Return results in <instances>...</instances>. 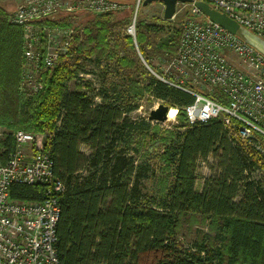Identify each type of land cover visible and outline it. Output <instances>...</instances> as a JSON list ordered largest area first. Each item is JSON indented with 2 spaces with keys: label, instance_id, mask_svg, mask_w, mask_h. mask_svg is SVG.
<instances>
[{
  "label": "trees",
  "instance_id": "trees-1",
  "mask_svg": "<svg viewBox=\"0 0 264 264\" xmlns=\"http://www.w3.org/2000/svg\"><path fill=\"white\" fill-rule=\"evenodd\" d=\"M122 10L92 14L83 29L86 38L78 34L66 54L71 61L59 62L42 89L29 96L21 89L24 31L0 4V126L10 128L0 142V163L15 149L14 130L49 134L44 148L64 185L56 243L61 264H264V154L230 138L219 119L190 124L184 112L194 99L190 93L140 66L131 41L130 51L111 46L113 21ZM139 27L145 53L147 34L159 28ZM90 41L116 58L123 83L94 92L91 81L81 78L79 60L94 52ZM164 47L176 52L175 46ZM146 91L178 109L174 129L151 133L153 144L162 142L160 157L169 170L155 196L145 191L147 164L137 157L152 121L131 118ZM210 157L213 172L198 189L197 166ZM44 193L42 183L10 187L17 200L40 201ZM187 219L200 220L209 232L198 228L192 244L183 247Z\"/></svg>",
  "mask_w": 264,
  "mask_h": 264
},
{
  "label": "built area",
  "instance_id": "built-area-1",
  "mask_svg": "<svg viewBox=\"0 0 264 264\" xmlns=\"http://www.w3.org/2000/svg\"><path fill=\"white\" fill-rule=\"evenodd\" d=\"M142 1L136 0L135 14L125 28L135 41L136 13ZM197 1L209 3L264 39V0L178 1L173 17L179 12L187 15L176 52L167 59L169 74L159 78L194 97L184 106L190 124L219 119L230 138L264 154V54L210 20ZM125 6L123 0H20L9 21L24 31L22 91L30 96L41 90L40 71L54 69L69 51L68 29L52 24L58 14L106 13ZM50 45L55 49L49 50ZM230 52L241 65L230 61ZM13 135L15 149L7 162L0 163V264H61L56 243L64 185L44 148L49 134L18 129ZM14 182L44 184V198L13 199L10 187Z\"/></svg>",
  "mask_w": 264,
  "mask_h": 264
},
{
  "label": "rangeland",
  "instance_id": "rangeland-1",
  "mask_svg": "<svg viewBox=\"0 0 264 264\" xmlns=\"http://www.w3.org/2000/svg\"><path fill=\"white\" fill-rule=\"evenodd\" d=\"M11 2L14 4L13 10H8L9 14L15 11L17 8L20 0H0V4L7 7V3ZM133 3V1H132ZM128 6V7H127ZM122 12H120L117 16V21H113V36L111 37V46L114 48L116 47V44H119V50H128L130 51L129 42L131 41V44L134 48V55L137 59V62L140 66L145 68L148 73H151L153 76L159 78V76L167 73L169 74L168 66H167V59L173 55L175 52H173L170 49L165 48L164 46H175L177 48L178 43V37L180 34V30L182 27L183 20L185 19L186 15L183 12H179L175 17L171 19H165L164 18V5L162 2L156 1L149 3L147 5H139L137 9V29L138 31L143 29L139 27L140 23H146L157 26V30L151 31V33H148L147 39L149 40V44L146 46L145 50L146 52L143 53L141 51V45L137 40L136 35V41L128 36L125 32V28L133 15L136 11V0H134V3L131 5H127ZM95 14V13H93ZM106 14V13H103ZM97 15V14H96ZM55 22L58 26L68 29L69 31V37H70V48L74 47L76 43V36L80 34V39H85V33L83 32V29L90 25V23L93 22L94 17L92 13H80V14H71V13H63L58 14L55 17ZM62 36V35H59ZM64 39V38H63ZM66 40V39H65ZM128 40V41H127ZM69 48V50H70ZM90 51L92 50V55L88 59H81L79 60L82 65V69L79 71L82 73L81 78L84 80L91 81V86L94 88V92L97 91L98 88L102 87L103 85L111 84L113 81L116 83H123L122 74L118 73L117 70H121L117 66V60L116 58L112 57V59L108 55V51L105 49L103 53H101V50L98 49V43L90 41L89 44ZM88 48V49H89ZM117 48V47H116ZM55 49L54 47H51L49 50ZM57 50L60 49L59 47L56 48ZM102 55V62L98 63L97 59L98 56ZM229 59L232 63L235 65H241L238 58L233 54H228ZM62 59L59 60V62H66L68 63L70 58L67 57V55H64L61 57ZM58 62V64H59ZM54 69L52 68H43L41 73V79L42 83L44 82V79L52 74ZM121 72V71H120ZM122 73V72H121ZM139 78H143V75L137 74ZM160 79V78H159ZM75 79H71L69 86L70 88H74L75 86ZM142 84V83H140ZM207 92H213L212 90L206 89ZM23 92V91H22ZM90 95H93V92H90ZM95 102H100V98L95 97ZM166 104V102L156 99L153 97L148 91H146L143 96L139 99V108L131 113V118H147L149 116V112L156 108L159 104ZM167 105V104H166ZM174 106H169V109ZM176 108V107H175ZM177 109V108H176ZM152 124V130L150 134H143L144 139V146L142 148V152L138 154L139 161H142L147 164V172L143 179V184L145 191L149 195H156L158 194V189L161 188L162 182L164 180H167L166 177H168V172L165 168V164L162 161L160 154L162 153V142L159 141L157 144H153V139L151 136L152 132H155L156 130L159 133H165L168 130H172L175 128L176 125H178L177 116L175 119H171L168 122L163 121H156L151 120ZM21 129V128H19ZM14 130V129H13ZM18 130V129H16ZM14 130L13 133L16 131ZM10 128L6 126H0V142L4 138L5 133L9 132ZM84 152H88L86 148L83 147ZM213 163V159L210 157L208 159V163L201 162L197 166V188L201 189L202 185L204 183V180L206 177H208L212 172L213 169L211 168L210 164ZM257 174V173H256ZM200 221V220H199ZM194 221L190 222L188 219L184 221L182 232L180 235V241L182 242L183 247H188L192 244L193 239L195 237V231L199 228L202 229L204 232H209V229L207 225H204L202 222Z\"/></svg>",
  "mask_w": 264,
  "mask_h": 264
},
{
  "label": "water",
  "instance_id": "water-1",
  "mask_svg": "<svg viewBox=\"0 0 264 264\" xmlns=\"http://www.w3.org/2000/svg\"><path fill=\"white\" fill-rule=\"evenodd\" d=\"M156 1L162 2L164 5V18L171 19L175 14L176 4L178 1L191 2L192 0H143L142 5L144 6ZM197 5L210 20L220 24L229 32L242 37L245 41H247L249 44H251L257 50L264 54V39H262L256 33L242 26L226 13L213 8L209 3L205 1H197ZM108 13L109 12H106V14ZM95 14L102 15L103 13L95 12ZM168 111L169 106L161 103L149 112L148 119L160 122L166 121L168 117Z\"/></svg>",
  "mask_w": 264,
  "mask_h": 264
},
{
  "label": "bare ground",
  "instance_id": "bare-ground-1",
  "mask_svg": "<svg viewBox=\"0 0 264 264\" xmlns=\"http://www.w3.org/2000/svg\"><path fill=\"white\" fill-rule=\"evenodd\" d=\"M175 112H176V108L175 107H171L169 109L168 118L172 119L175 116Z\"/></svg>",
  "mask_w": 264,
  "mask_h": 264
},
{
  "label": "crops",
  "instance_id": "crops-1",
  "mask_svg": "<svg viewBox=\"0 0 264 264\" xmlns=\"http://www.w3.org/2000/svg\"><path fill=\"white\" fill-rule=\"evenodd\" d=\"M7 4H8V5H7L6 8H7L9 11L14 9V4H13V3L8 2Z\"/></svg>",
  "mask_w": 264,
  "mask_h": 264
}]
</instances>
